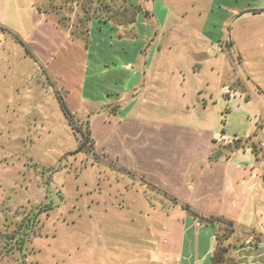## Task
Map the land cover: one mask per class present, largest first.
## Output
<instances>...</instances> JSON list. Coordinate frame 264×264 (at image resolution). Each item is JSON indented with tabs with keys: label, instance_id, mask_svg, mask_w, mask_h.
<instances>
[{
	"label": "rangeland",
	"instance_id": "1",
	"mask_svg": "<svg viewBox=\"0 0 264 264\" xmlns=\"http://www.w3.org/2000/svg\"><path fill=\"white\" fill-rule=\"evenodd\" d=\"M93 1V7L101 5ZM124 1L141 12L143 20L152 16L153 0ZM164 2L168 12L160 18L162 30L151 32L160 40L155 54L177 57L188 78L192 71L198 73L190 80L193 87L205 79L206 90L217 101L216 108L211 102L205 111L193 113H204L211 130L219 129L216 115L227 107L225 138L257 135L264 143V1L260 8H247L254 15L212 25L204 38L198 36L203 18L190 15V0ZM34 4L49 10L70 32L78 35L83 30L79 20L84 0H0V264L163 263L165 249L179 234L175 219L181 214L176 209L168 212L174 203L144 187L143 176L127 166L132 160L124 165L104 154L105 141L81 146V136L71 128L58 99V95L63 99V92L46 75V65L34 63L20 44L29 45L30 36L38 39L30 41L33 46L26 45L37 58L41 47L37 42L44 43L35 37ZM179 11L181 15L176 14ZM133 19L136 31L129 32L137 35L136 16ZM95 37L94 33V41ZM83 39L74 40L81 54L68 47L65 69L58 70L63 76L70 77L72 68L78 71L82 56L90 55L89 65L119 56L108 55L95 43L89 47L91 37ZM217 41L223 43L218 46ZM191 53L210 58L194 69L188 59ZM168 67L162 65L160 71L162 87L146 89L145 108L152 110L147 119L187 120L191 110L179 107L180 96L173 87L176 76ZM234 88L241 92L233 94ZM225 89L229 101H218ZM68 104L73 124L82 133L88 125L91 140L95 135L106 137V128L99 119L92 120L88 109L76 112L73 100ZM142 167L148 173L146 182L156 180L151 162Z\"/></svg>",
	"mask_w": 264,
	"mask_h": 264
},
{
	"label": "crops",
	"instance_id": "2",
	"mask_svg": "<svg viewBox=\"0 0 264 264\" xmlns=\"http://www.w3.org/2000/svg\"><path fill=\"white\" fill-rule=\"evenodd\" d=\"M164 1L167 0H153L150 7L152 16L146 21L142 19L141 12L136 14L137 35L131 33L136 31L133 24L127 28L111 27V21L92 20L86 34L76 39L69 37L68 30L58 24L49 10L34 4L35 37L44 42L42 45L37 42L42 47L36 53L38 61L46 65L47 76L63 92L67 106L68 101L73 100L76 112L88 109L92 113V120L99 119L102 127L106 128V137L95 135L93 143L105 141L101 151L117 162L121 160L127 165L128 159L132 160L127 166L137 172L133 173L143 176L144 187L165 197L167 202L174 203L168 212L175 209L180 212L181 215L175 219L180 225L179 234L173 246L165 249L163 263L160 264H211L217 227L199 224L182 208L185 205L203 216H221L234 224L232 245L235 247L231 257L236 264H264V143H260L257 135L252 137V141L260 143L258 161L249 148L209 161L214 147L225 146L239 138H225L223 128L227 124L225 115L229 114L227 107L223 113L219 110V115H216L220 122L219 129L214 126L211 130L209 124L205 123L204 113H193L200 109L205 111L208 104L214 101L206 90L208 83L205 79L193 87L190 80L198 73L192 71L191 78H188L180 69L177 57L174 59L173 56L155 54L160 40L157 36L152 38L151 32L162 30L160 20L168 12ZM263 1L247 0L245 6L243 0H190V15L203 18L198 36L204 38L212 25H223L233 18L238 20L254 15L247 8H260ZM194 3L197 4L196 9ZM253 11L263 12L257 9ZM176 14L182 13L179 11ZM30 37L32 43L38 40ZM89 37L90 41L87 40ZM83 38L90 43L89 47L95 43L108 55L113 52L115 55L119 53V56L115 59L105 58L102 63L95 60L90 65V55L89 58L82 56L78 66L80 70L74 71L76 68H72L70 77H65L58 70L65 69L68 47L78 50L74 40ZM30 41L27 42L33 46ZM222 43L217 41L216 45ZM212 55H215L214 51ZM188 56L194 69L210 58L204 53H191ZM165 64L173 68L172 75L176 76L173 87L180 96L177 101L179 107L186 112L191 110L187 120L178 118L166 123L147 119L152 110L145 108V92L147 88L162 87L160 71ZM226 91H220L216 99L229 101L230 94ZM237 91L240 90L234 88L232 93ZM192 93H195V97ZM213 104L216 108L217 101ZM213 141L216 143L212 144ZM149 162L156 167V171L153 168L150 171L156 177L151 183L145 181L148 173H144L146 170L142 167Z\"/></svg>",
	"mask_w": 264,
	"mask_h": 264
},
{
	"label": "trees",
	"instance_id": "3",
	"mask_svg": "<svg viewBox=\"0 0 264 264\" xmlns=\"http://www.w3.org/2000/svg\"><path fill=\"white\" fill-rule=\"evenodd\" d=\"M84 1H85V4L82 8V11H80L82 14L81 16L82 18L79 20V23L83 26L82 27L83 30L80 31L78 35L77 33L74 34L70 32L69 28L64 27L63 25L58 23L60 24V26H62L66 30H69L71 39H76L77 37L84 36L86 34L88 24L92 20H99V21H104V22L111 21L114 25L127 28L128 26L132 25V23L134 22L133 18L136 16V13H137L135 9H131L129 6H127L126 1L124 0H112V2L111 3L109 2L108 4H106L105 2H102L103 0H97V2L98 1L99 3L101 2V5L96 8L92 6L93 4H95L93 0H84ZM20 44L24 48L26 54L32 56L34 63L40 65L39 61L31 53V51L26 46V44H24L23 42H20ZM56 95H58V93H56ZM58 99L60 101L62 110L71 128L79 132L81 136V140H82L81 146L90 145L92 147L94 143L90 139L88 125H86V131L82 133L81 129L77 125L73 124L74 122L73 120L75 116L69 113L62 97L58 95ZM252 137H248L245 139L239 138L225 146L218 145L214 147L209 157V161L211 162L216 161L223 155L233 153L243 148H249L254 158L258 161L261 155V147H260L259 142L252 141ZM215 143H216L215 141L212 142V144H215ZM182 208L190 216H192L195 220H197L199 224L215 225L217 227V235L215 237V247H214V250L211 256V264H236L234 259L231 257V251L235 247V245H232V239L235 233L234 224L231 221L226 220L225 218L221 216H210V217L203 216L199 214L198 212L192 210L187 205L182 206Z\"/></svg>",
	"mask_w": 264,
	"mask_h": 264
}]
</instances>
